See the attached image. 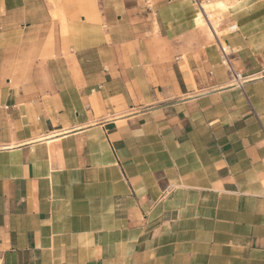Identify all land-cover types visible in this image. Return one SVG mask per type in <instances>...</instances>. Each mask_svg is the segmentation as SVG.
Segmentation results:
<instances>
[{"label":"crops","instance_id":"obj_1","mask_svg":"<svg viewBox=\"0 0 264 264\" xmlns=\"http://www.w3.org/2000/svg\"><path fill=\"white\" fill-rule=\"evenodd\" d=\"M249 1L0 0V264H264Z\"/></svg>","mask_w":264,"mask_h":264},{"label":"bare ground","instance_id":"obj_2","mask_svg":"<svg viewBox=\"0 0 264 264\" xmlns=\"http://www.w3.org/2000/svg\"><path fill=\"white\" fill-rule=\"evenodd\" d=\"M239 1L240 0H204L203 2H199L200 7L195 16L197 28L205 30L214 40H221L224 36V31L218 28V22H221L222 14L230 9L231 4L233 6L232 8H234L240 3ZM216 15L218 16L216 17ZM239 79L238 77H234L233 82Z\"/></svg>","mask_w":264,"mask_h":264},{"label":"rangeland","instance_id":"obj_3","mask_svg":"<svg viewBox=\"0 0 264 264\" xmlns=\"http://www.w3.org/2000/svg\"><path fill=\"white\" fill-rule=\"evenodd\" d=\"M204 0H196V2H197V10L199 9V2H203ZM240 2V1H239ZM246 2H248V1H246ZM259 3L262 7H260L259 9L260 10H257V11H254L253 12V18H256L257 20H262V21H264V0H250L249 1V3ZM238 3V2H237ZM239 4V3H238ZM237 4V5H238ZM231 6H232V4H231ZM230 6V7H231ZM233 7V6H232ZM232 9H234V8H232ZM213 10V9H212ZM229 14V10L227 11V12H225L224 14H222V16H221V21L227 16ZM53 16V15H52ZM218 15H216V17H217ZM54 17V16H53ZM225 21H223L222 23L221 22H218V28L219 29H222L224 32V35L227 33H229V28L224 24V25H222L223 23H224ZM226 23V22H225ZM220 24H221V26H220ZM203 30V29H202ZM205 31V30H204ZM207 35H208V33H207ZM213 37L211 36V39H212ZM213 40H214V38H213Z\"/></svg>","mask_w":264,"mask_h":264},{"label":"built area","instance_id":"obj_4","mask_svg":"<svg viewBox=\"0 0 264 264\" xmlns=\"http://www.w3.org/2000/svg\"><path fill=\"white\" fill-rule=\"evenodd\" d=\"M239 30V25L237 23H233L232 25L229 26V33H234V32H237ZM217 44H218V47H219V51H220V55L222 57V61L229 65V67L231 66V60L229 58L230 56V53H231V49H230V46L228 45V48L221 42V40H217ZM231 69V68H230ZM231 72H233V76L234 77H238L241 79V74L232 70L231 69ZM239 79V80H240Z\"/></svg>","mask_w":264,"mask_h":264}]
</instances>
